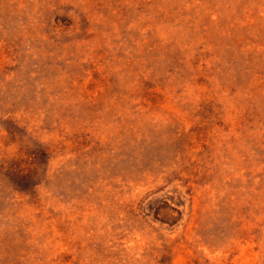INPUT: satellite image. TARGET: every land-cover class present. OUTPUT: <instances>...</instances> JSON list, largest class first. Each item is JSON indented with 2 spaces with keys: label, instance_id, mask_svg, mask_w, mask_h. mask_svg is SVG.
Wrapping results in <instances>:
<instances>
[{
  "label": "rangeland",
  "instance_id": "1",
  "mask_svg": "<svg viewBox=\"0 0 264 264\" xmlns=\"http://www.w3.org/2000/svg\"><path fill=\"white\" fill-rule=\"evenodd\" d=\"M0 264H264V0H0Z\"/></svg>",
  "mask_w": 264,
  "mask_h": 264
}]
</instances>
